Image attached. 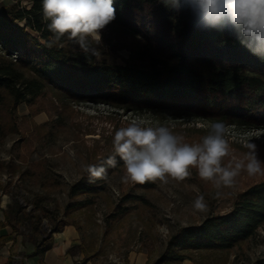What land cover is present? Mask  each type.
<instances>
[{
    "label": "trees",
    "instance_id": "16d2710c",
    "mask_svg": "<svg viewBox=\"0 0 264 264\" xmlns=\"http://www.w3.org/2000/svg\"><path fill=\"white\" fill-rule=\"evenodd\" d=\"M20 1H0V141L19 132L17 106L31 105L47 91L59 101L200 120L209 128L223 123L225 128L264 129V58L229 31L206 26L185 0H113L116 18L107 28L116 45L130 50L125 64L97 62L94 43L85 52L66 36L54 41L42 19V0H30L29 6ZM107 163L123 161L115 157ZM34 170L21 155L0 156V197L7 194L10 199L0 226L12 228V234L0 235V245L21 234L33 244L31 254L42 256L54 232L75 224L43 203L47 188L55 183ZM31 185L39 192L21 203L18 197L23 190L31 193ZM104 191L103 184L76 181L67 189L71 203L65 208L91 204L90 196ZM124 201L143 202V197L130 194ZM44 218L51 223L47 229ZM25 222L27 231H20ZM262 225L264 179L238 192L230 211L182 227L168 239L167 251L145 264H181L193 260L196 252L228 251ZM251 264H264V254Z\"/></svg>",
    "mask_w": 264,
    "mask_h": 264
},
{
    "label": "rangeland",
    "instance_id": "374dc122",
    "mask_svg": "<svg viewBox=\"0 0 264 264\" xmlns=\"http://www.w3.org/2000/svg\"><path fill=\"white\" fill-rule=\"evenodd\" d=\"M0 1L4 4L14 2ZM19 3L29 6L30 0ZM101 35L95 58L97 62H129L130 50L116 45L107 26ZM16 113L19 132L0 141V156L16 158L21 155L31 169L46 173L55 183L47 188L43 203L50 210H57L65 221L75 224L80 248L76 246L74 250L82 254V260L87 264H130L128 257L134 254L135 259L139 255L141 259H155L167 251L171 235L177 234L184 226L198 224L209 214L230 211L238 192L264 179V175L249 176L242 170L233 187L217 189L213 182L202 180L195 167H190V175L183 180L169 176L167 183L159 179L143 184L123 183V163H107L110 157L115 156V131L133 121L142 126H168L176 134L183 135L187 143H199L209 134V125L204 121L170 115L159 117L148 111L122 110L91 102L59 101L48 91L31 105L20 103ZM224 138L229 144V153L222 158V165L243 159L248 151L244 147L247 142L256 145L257 158L264 162V129L227 127ZM40 160L42 164L36 167L35 162ZM90 165L102 170V178L90 179L86 170ZM4 178L2 175L1 179ZM76 181L103 184L105 191L90 196L91 204L79 209L71 205L66 209L65 206L71 203L66 195L67 189ZM30 187L31 193L23 190V195L18 197L21 203L25 197L32 199V193L39 192L36 186ZM130 194L141 195L143 202L124 201ZM198 195H203L207 202L205 213H197L192 208V201ZM43 223L46 229L51 224L47 218ZM27 229V222L20 224V231L26 232ZM262 254L264 225L231 250L196 252L194 259L189 260L193 264H251Z\"/></svg>",
    "mask_w": 264,
    "mask_h": 264
},
{
    "label": "clouds",
    "instance_id": "9594fccd",
    "mask_svg": "<svg viewBox=\"0 0 264 264\" xmlns=\"http://www.w3.org/2000/svg\"><path fill=\"white\" fill-rule=\"evenodd\" d=\"M167 3V0H165ZM189 11L198 13L208 27L229 31L254 55L264 58V0H185ZM116 18L113 0H42V19L54 41L63 37L78 43L88 51L91 44L99 45L102 31ZM91 42V43H90ZM225 125L214 123L199 143H187L168 126H142L133 121L115 131L113 149L123 161V183L143 184L167 177L183 180L195 167L202 180L213 182L217 189L233 187L241 171L249 176L264 175V162L257 158L256 145L244 144L248 151L243 159L226 166L222 158L229 153L224 138ZM115 156L109 158L114 162ZM90 179L102 178V170L86 169ZM220 192H217V196ZM197 213H205L208 205L203 195L192 201Z\"/></svg>",
    "mask_w": 264,
    "mask_h": 264
},
{
    "label": "crops",
    "instance_id": "0c3cea01",
    "mask_svg": "<svg viewBox=\"0 0 264 264\" xmlns=\"http://www.w3.org/2000/svg\"><path fill=\"white\" fill-rule=\"evenodd\" d=\"M9 200V196L6 194L0 197V222L4 221V209ZM9 234H12L10 225L0 226V235ZM79 244V234L73 224H66L62 230L53 233L52 244L42 256L31 254L34 250L33 244L21 234H16L12 239H8L0 245V264H87L82 260L81 253L70 252L71 247H76ZM135 257V254L128 257V262L130 264H145L146 258L141 259L140 255L136 259ZM185 260L181 264H193L189 259Z\"/></svg>",
    "mask_w": 264,
    "mask_h": 264
}]
</instances>
